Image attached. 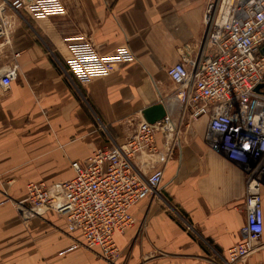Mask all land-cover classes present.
I'll list each match as a JSON object with an SVG mask.
<instances>
[{"label": "crops", "instance_id": "1", "mask_svg": "<svg viewBox=\"0 0 264 264\" xmlns=\"http://www.w3.org/2000/svg\"><path fill=\"white\" fill-rule=\"evenodd\" d=\"M59 1L64 12L47 17L21 9L0 46V69L17 66L9 86L0 85V264H106L79 231H67L62 215L49 209L23 219L15 204L27 183L69 179L72 162L124 144L154 103L172 120L156 131L155 145L173 152L157 194L133 205L134 224L114 233V264L221 263L243 237L246 174L206 141L207 116L191 118L168 99L176 86L166 73L200 57L209 0ZM75 36L102 55L125 46L134 60L80 81L66 71ZM132 161L147 175L153 157ZM260 195L262 234L238 264H264V187Z\"/></svg>", "mask_w": 264, "mask_h": 264}, {"label": "built area", "instance_id": "2", "mask_svg": "<svg viewBox=\"0 0 264 264\" xmlns=\"http://www.w3.org/2000/svg\"><path fill=\"white\" fill-rule=\"evenodd\" d=\"M0 46L8 42L15 15L27 8L36 17L63 13L59 0H2ZM206 27L200 57L178 62L166 71L176 89L168 97L179 103L181 113L191 118L207 116L206 141L246 174V219L242 240L227 248L221 263L238 264L256 251L263 228L260 190L264 187V0H209L204 14ZM71 57L66 71L80 81L110 73L113 63L134 60L125 46L102 55L82 36L69 39ZM17 54V53H16ZM15 54V55H16ZM17 76V66L0 69V85L8 87ZM172 125L171 114L149 123H138L122 145L93 151L80 164L71 163L73 176L54 185L29 182L26 195L16 208L31 212L43 206L62 215L69 233L79 231L88 248H98L106 264H114L119 248L114 233H123L135 222L130 208L157 194L164 165L173 152L162 154L155 133ZM153 157L151 170L141 175L132 159ZM27 204V205H26Z\"/></svg>", "mask_w": 264, "mask_h": 264}, {"label": "water", "instance_id": "3", "mask_svg": "<svg viewBox=\"0 0 264 264\" xmlns=\"http://www.w3.org/2000/svg\"><path fill=\"white\" fill-rule=\"evenodd\" d=\"M261 53L264 54V48H261ZM141 113L145 121L154 123L162 119L165 116L166 111L162 103H154L145 107ZM45 210L46 208L43 206H34L31 208V212H26L23 208H18V212L23 219L29 218L31 214H38Z\"/></svg>", "mask_w": 264, "mask_h": 264}, {"label": "rangeland", "instance_id": "4", "mask_svg": "<svg viewBox=\"0 0 264 264\" xmlns=\"http://www.w3.org/2000/svg\"><path fill=\"white\" fill-rule=\"evenodd\" d=\"M6 8L5 4L3 3L2 0H0V11ZM5 13L8 19L13 20V23L15 21V19L18 17V15H15L14 13H12L9 9H5ZM26 187V186H25ZM26 189V188H25Z\"/></svg>", "mask_w": 264, "mask_h": 264}]
</instances>
